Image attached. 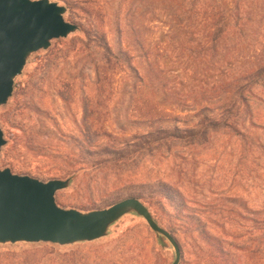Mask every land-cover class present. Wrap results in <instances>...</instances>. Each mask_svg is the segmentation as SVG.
I'll return each mask as SVG.
<instances>
[{"label":"rangeland","instance_id":"374dc122","mask_svg":"<svg viewBox=\"0 0 264 264\" xmlns=\"http://www.w3.org/2000/svg\"><path fill=\"white\" fill-rule=\"evenodd\" d=\"M50 1L68 6V0ZM92 1L105 13L110 44L126 61L125 71L107 85L110 90L100 92L97 67H103L107 52L96 42L87 43L82 31L32 54L15 80L14 97L0 106L8 142L0 171L11 169L44 182L70 180L57 194V203L67 210L92 212L141 197L156 222L176 238L180 264H264V131L249 129L247 109L233 86V91L219 89L254 65V45L264 48V0L249 1L253 24L247 43L227 41L216 59L192 53L209 40L201 22L206 14L192 9L196 0ZM234 1L222 0L228 9ZM65 17L78 22L85 16L75 9ZM126 49L131 56L123 53ZM131 65L146 82L139 81ZM193 94L196 101L189 98ZM226 97L238 102L233 113ZM90 107H100L99 123ZM260 112L263 116L264 107ZM223 119L233 121L237 132L221 124L208 126ZM180 195L188 210L179 216ZM192 211L200 215H192L195 224L198 219L209 226V237L187 224ZM97 250L107 253L104 260L95 256ZM175 261L173 245L158 239L134 213L93 242L0 244V264Z\"/></svg>","mask_w":264,"mask_h":264},{"label":"water","instance_id":"95a60500","mask_svg":"<svg viewBox=\"0 0 264 264\" xmlns=\"http://www.w3.org/2000/svg\"><path fill=\"white\" fill-rule=\"evenodd\" d=\"M66 7L50 0H0V106L15 93V80L23 74L29 57L49 50L52 42L79 31L69 22ZM8 142L0 127V154ZM70 180L41 181L31 176L0 171V244L50 243L72 245L93 242L127 214L143 217L158 239L166 238L175 248L180 264L182 250L176 238L161 227L149 208L137 198L123 200L93 212L67 210L57 203V194Z\"/></svg>","mask_w":264,"mask_h":264},{"label":"trees","instance_id":"16d2710c","mask_svg":"<svg viewBox=\"0 0 264 264\" xmlns=\"http://www.w3.org/2000/svg\"><path fill=\"white\" fill-rule=\"evenodd\" d=\"M249 1L250 0H235L232 3L230 9L226 7V5L222 2V0H196L193 4L191 3L192 9L195 10V12L202 11L203 14H206L205 17L201 19V22L203 23L205 29L209 33V40L207 41V43L199 49L192 50L193 54L198 53L195 57L197 58L209 57V59H216L218 58L221 52L220 50L221 46H224L227 43V41L243 40L244 42L247 43L248 31L253 24ZM66 3L68 5L67 6L68 10L74 11L75 9H81L82 12L84 13L85 17L83 19L79 18L78 22H71V23L78 25L79 31H82L87 36V43L96 42L98 43V45L106 49L107 53L104 59L105 60L104 65L102 64L103 67L100 66L97 67L98 76L96 83V87L98 88V90L102 93H105L108 90H110V87H107V85L113 82L112 79H114L118 73L120 74V72L125 71V67L127 66L126 65L127 63L126 61H123L120 58V56L113 51V48L109 41V29H107L108 27L106 28L105 25V13L103 12L102 9L93 6L95 4V1L81 0L77 2L75 0H68L66 1ZM78 4H80V7H78ZM83 20H85L86 23H84ZM79 40L80 42L85 43L82 39H78L77 41ZM250 50L255 54L253 56V60L255 61L254 65H251L248 68H244L243 72L241 73L240 79H233V81L230 83L231 85L229 84L222 85L219 87V89H223V87L226 86L233 91L234 88L235 90L234 94L236 93L235 95L238 98L237 101L239 100L241 102V105L247 109L248 120H249L248 122L250 124L249 129L252 131V133H254L256 131L257 132L264 131V114L262 116L260 112L261 109L264 107V48L260 47L259 44L257 43V45H254L253 48ZM123 53L131 56L130 51L127 49L124 50ZM131 66L133 70L137 71V78L139 79V81L141 83L146 82L147 78L138 72L139 71L138 68L135 67L134 65ZM103 70L106 73H103ZM230 86H233V88H231ZM226 92L227 94L231 93L230 91H226ZM198 93L206 94L207 92H198ZM189 98L194 101L197 100L195 94L189 96ZM231 99L226 97L224 99V102L225 103L229 102L228 103L229 105L232 104L231 107H229L228 105V111L233 113L232 110L236 108L238 102L235 101L234 103H232ZM99 108L100 107L88 108V112L90 113V115L98 119L97 120L98 123L100 122L102 115L98 111ZM228 111L227 113H230ZM219 124L223 125L226 129H231L232 131L237 132L234 122L227 119H223V121L221 120L220 122H212V123L210 122L208 126L217 129ZM192 134L194 139L198 137L197 134L193 132ZM135 198L140 199L142 201L141 197H135ZM176 199L178 200L180 199L182 201L181 202L182 208L180 209L178 208L176 210L177 214L180 216V214H182L183 211L185 210L184 208L186 207V204H188V202L185 201V198L181 195ZM187 210L188 209H186L185 211ZM205 214H209V212H205ZM192 215L195 216L196 218H200V215L196 211L195 212L192 211L191 216L189 215V217L187 218L188 219L187 224L190 226L191 224H193V226H191L193 232L194 233L200 232L201 234L207 235V237H209L210 228L207 225V223L203 224L202 222H199L198 219H196L198 223L195 224V220ZM261 230L264 239V220L262 221ZM98 253L99 250H97L94 254H97L95 256H97L99 260H104L107 256L106 255L107 253H103V254H98ZM121 253L123 252L116 251V254H118L119 256L122 255ZM143 257L144 254L140 252L138 258H143Z\"/></svg>","mask_w":264,"mask_h":264}]
</instances>
